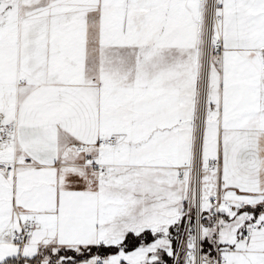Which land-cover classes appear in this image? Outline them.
<instances>
[{
	"label": "snow or ice",
	"instance_id": "1",
	"mask_svg": "<svg viewBox=\"0 0 264 264\" xmlns=\"http://www.w3.org/2000/svg\"><path fill=\"white\" fill-rule=\"evenodd\" d=\"M0 264H264V0H0Z\"/></svg>",
	"mask_w": 264,
	"mask_h": 264
}]
</instances>
